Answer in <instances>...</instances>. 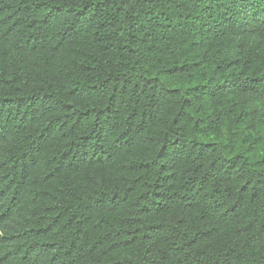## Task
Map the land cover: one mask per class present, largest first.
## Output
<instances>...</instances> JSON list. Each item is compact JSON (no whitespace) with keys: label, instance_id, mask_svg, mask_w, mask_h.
I'll list each match as a JSON object with an SVG mask.
<instances>
[{"label":"trees","instance_id":"16d2710c","mask_svg":"<svg viewBox=\"0 0 264 264\" xmlns=\"http://www.w3.org/2000/svg\"><path fill=\"white\" fill-rule=\"evenodd\" d=\"M0 264H264V0H0Z\"/></svg>","mask_w":264,"mask_h":264}]
</instances>
